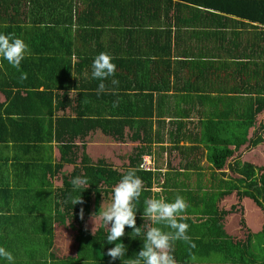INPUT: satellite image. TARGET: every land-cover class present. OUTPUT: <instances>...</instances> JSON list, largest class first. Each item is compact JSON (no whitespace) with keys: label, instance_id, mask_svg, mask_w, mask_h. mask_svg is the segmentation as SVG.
Segmentation results:
<instances>
[{"label":"trees","instance_id":"1","mask_svg":"<svg viewBox=\"0 0 264 264\" xmlns=\"http://www.w3.org/2000/svg\"><path fill=\"white\" fill-rule=\"evenodd\" d=\"M0 32L15 33L31 49L19 68L0 59V169L12 170L11 180L0 171V246L14 264H107L95 250L104 251L108 228L101 221L87 230V206L112 201L129 168L144 182L140 212L159 182L182 183L174 187L183 191L164 194L195 203L183 220L190 240L174 246L177 264L197 253L210 264H264V223L231 243L215 212L218 197L234 192L264 215V172L227 163L231 146L250 150L263 142L264 123L254 122L264 113V0H0ZM100 52L114 57L116 72L103 81L110 91L97 95L101 81L91 78V64ZM214 75L219 82L211 83ZM229 81L238 86L226 91ZM208 119L215 132L203 166L199 126ZM97 139L138 145L114 153L123 161L119 171L90 158L87 146ZM225 163L236 178L222 170ZM77 176L88 184L74 189ZM80 195L84 203L74 205ZM55 225L75 232L74 258L51 253ZM203 230L215 239L205 242ZM125 235L135 234L126 226Z\"/></svg>","mask_w":264,"mask_h":264},{"label":"clouds","instance_id":"2","mask_svg":"<svg viewBox=\"0 0 264 264\" xmlns=\"http://www.w3.org/2000/svg\"><path fill=\"white\" fill-rule=\"evenodd\" d=\"M30 55V46L23 38L15 33L0 32V59L6 60L12 67L19 68L22 61ZM113 60L114 57L108 52H100L93 59L91 78L101 81L96 89L97 95L110 91L103 81L115 76L116 65ZM26 76L24 73L21 78L26 79ZM111 83L118 85L119 81L112 79ZM137 172V168L127 170L112 189V202L99 213L104 226L108 228L107 243L115 245L108 249L106 255L112 261L121 260L122 264H177L173 255L175 243L179 240H190L187 235L189 225L183 222L189 204L181 195L169 201L161 188H155L154 195L145 199L143 210V219L150 221L151 226H147L146 232H142L141 227H136L138 209L135 201L139 200L144 191V182ZM86 184L88 180L84 177L77 176L72 180L74 189L82 188ZM83 203L81 195L73 200L74 205ZM96 215L97 213H93L90 217L92 232L95 226L93 218ZM80 218H84L83 207L80 209ZM126 226L133 229L137 237L143 236L142 249L135 257L127 259V247L121 242L117 243L125 236ZM0 258L8 264H14L13 254L2 246Z\"/></svg>","mask_w":264,"mask_h":264},{"label":"rangeland","instance_id":"3","mask_svg":"<svg viewBox=\"0 0 264 264\" xmlns=\"http://www.w3.org/2000/svg\"><path fill=\"white\" fill-rule=\"evenodd\" d=\"M0 98V100H2L1 96ZM258 122L264 123V113L256 117L254 125L257 126ZM205 123L207 122H203L202 124H200V130H204V132L213 137L215 122L212 121L208 122L207 124ZM253 129V127H250L247 130L246 138L248 136H251V134L253 133ZM209 143L210 141L208 140L206 144ZM229 143L230 141L226 139L223 142V145H229ZM122 146L123 145H112L111 143H109V141L97 139L88 144L87 152H89L90 158L94 161L103 159L106 163L117 162L120 164L114 153L119 149L122 150ZM229 149L233 150V154L227 159L228 164L233 165L236 160H239V162H243V164L247 162L254 165L256 168L260 169L261 173L264 172V134L263 142L257 145L255 148L247 150L245 146H241L238 149H235L234 146H231ZM54 157H58L57 152L55 153ZM145 159L146 165L144 164V167L152 169L150 167L149 158L145 157ZM227 168L228 167L225 163L222 170L225 171L228 178L229 176L232 178H236V174H231L228 170H226ZM231 193H229V195H225L223 198L222 196L218 197L220 203H218V206L216 207V213L217 216H220L219 223L222 226L223 230L228 234L230 241H232L233 243H237L239 241H243L248 233L256 234L261 231V227L264 223V215L262 209L252 200L246 197L240 199L235 195L234 192ZM257 200L260 203H263L262 198L258 196ZM109 204L108 202L99 201L97 199L94 201L91 200L88 203L87 209L89 214L92 215L93 213H97V215L93 218L95 225L93 231L98 228L100 222L102 221L99 213L102 212L103 209L106 208ZM58 212H61L60 208L58 209ZM85 227L87 228V230L92 231L93 225L90 218L87 220V224ZM53 228L54 238L52 241V246L50 248L52 254L57 258L67 254L71 255L72 248L74 247L75 232L71 229H67L57 225L53 226Z\"/></svg>","mask_w":264,"mask_h":264},{"label":"crops","instance_id":"4","mask_svg":"<svg viewBox=\"0 0 264 264\" xmlns=\"http://www.w3.org/2000/svg\"><path fill=\"white\" fill-rule=\"evenodd\" d=\"M220 77H221V75H220ZM223 77V76H222ZM211 79H212V81H211V83H217V82H219L220 81V79H218V77H216V75H214L213 77H211ZM234 84L235 85H237L234 81H232V82H230L229 81V83H228V86H227V88H225L226 89V91L227 90H231L233 87H234ZM238 86V85H237ZM214 95V93H211V91L209 90L208 91V95ZM211 95V96H212ZM212 121H214V122H216L215 120H205V121H203V122H212ZM228 121H231V120H228ZM207 123H205V124H207ZM205 126V125H204ZM158 130V124H157V122H156V118H153V122H152V124H151V132L152 133H156V131ZM214 132H215V128H214ZM125 133H127V129H126V131H125ZM202 136H200V146L202 147V150L204 151V156H203V158H202V162H201V165H205V164H208L207 163V161H206V150H207V146L208 145H210L211 143H209V144H206V142H208V140L210 141V140H212V138L213 137H211L210 135H208L206 132H204V130H202ZM213 135H214V133H213ZM248 137H250V136H248ZM155 138V137H154ZM202 139V140H201ZM208 139V140H207ZM109 143H111L112 145H123L122 146V148L124 149V148H130L131 146H137L138 144H136V143H127V144H123V143H114V142H111V141H109ZM183 143L181 142L180 143V145H182ZM202 144V145H201ZM153 145V148L154 147H156V146H159V144H157L156 142L155 143H153L152 144ZM55 153H56V151H54V156H55ZM119 160V159H118ZM119 162H120V164L119 163H111L117 170H119V171H122V169H121V164H122V162L123 161H121V160H119ZM179 160H177L176 161V166H178V164H179ZM205 163V164H204ZM108 164H110V163H108ZM180 165V164H179ZM209 165V164H208ZM179 172H182L181 170H180V167H179ZM0 171H2V172H4L5 174H7V176H8V173H9V176H10V179L9 180H11L12 179V170H11V168L9 167V168H6V167H3V168H1L0 169ZM175 184L177 183V182H175V181H173ZM11 183V186L13 185V181H11L10 182ZM175 184H167V182H164V184L162 183V182H159V184H156V183H154L153 184V186L151 187V189H150V194H149V196H147L146 195V199L147 198H151L153 195H154V189L155 188H161L162 190H163V194H164V192H178V191H183L181 188H177L178 186H176V187H174V185ZM178 184V183H177ZM178 185H181V187L182 188H184V186H183V184L182 183H179ZM163 187V188H162ZM164 187H166V188H164ZM172 188V187H174V188H172V189H169V188ZM165 196H167L168 197V199H169V201H171V200H174V197L170 194V195H167V194H164ZM187 200V199H186ZM103 202H108V204L109 203H111L112 201H103ZM187 202H188V204L189 205H191L192 207L194 206V204L195 203H191V202H189L188 200H187ZM218 203H220L219 202V200L216 202V204H215V212H216V207L218 206ZM136 207H137V209L139 208L138 207V204H137V201H136ZM190 211V210H189ZM136 216L137 217H139V218H141V219H143V212H140L139 211V209H138V211H137V214H136ZM189 216V214H185V216H184V219L185 218H187ZM190 217V216H189ZM89 218H90V216H89ZM144 220V219H143ZM144 224H146V225H142V227H141V229L144 231V232H146V230H147V226H151L150 225V221H148V220H144ZM58 226V225H57ZM201 228V227H200ZM199 228V229H200ZM198 229H196V231H197ZM198 231H200V230H198ZM222 231L224 232V234L225 235H227L228 236V234L223 230V228H222ZM203 232H205V230H203V231H201V232H199L201 235H203L204 236V239H205V242H207V241H211V240H214L215 238L214 237H207V236H205L204 235V233ZM107 235H108V232H107ZM138 239V237L136 236V235H133V236H124L123 238H122V240L121 241H117V243H123L126 247H127V253H126V256H125V259H127L128 257V255H131L132 253H134V252H132V251H135V253H134V257H135V255L141 250V248H142V243L141 244H139L140 242H137L136 240ZM230 239V238H229ZM139 240V239H138ZM142 242H143V240H142ZM221 242V241H220ZM231 243H232V241H230ZM141 245V246H140ZM115 245L114 244H109V243H107V241H106V243H105V245H104V247H105V249H104V251L103 250H100V249H96L95 250V258H97V259H99V260H102L103 262H105V263H107V264H109V263H111V262H114V263H117V262H119V261H112L111 260V258L109 257V256H107L106 255V253H107V251H108V249L109 248H111V247H114ZM204 247L206 248L207 247V244L205 243L204 244ZM202 249H204V248H202ZM51 250V249H50ZM205 250V249H204ZM52 253V252H51ZM63 255V254H62ZM75 250H73V248H72V251H71V255H69V254H67V255H63V256H60L58 259H65V261H67L68 259V257L69 258H74L75 257ZM54 256V255H53ZM55 257V256H54ZM57 258V257H56ZM195 260H193V262H185L184 260V263L185 264H210V258H208V257H203L202 258V254H196L195 255V258H194ZM215 261H214V264L217 262V260L216 259H214ZM211 264H212V261H211Z\"/></svg>","mask_w":264,"mask_h":264}]
</instances>
